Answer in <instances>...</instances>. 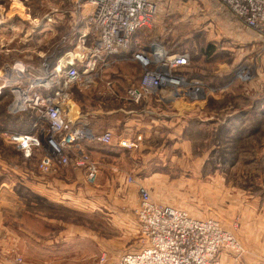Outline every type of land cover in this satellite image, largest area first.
Wrapping results in <instances>:
<instances>
[{
	"label": "rangeland",
	"instance_id": "374dc122",
	"mask_svg": "<svg viewBox=\"0 0 264 264\" xmlns=\"http://www.w3.org/2000/svg\"><path fill=\"white\" fill-rule=\"evenodd\" d=\"M152 1L156 6L154 19L135 35L163 41L171 51L186 52L189 65L185 71L204 83L203 92H209V99L194 100L198 102L191 110L180 112L179 122L174 119L175 127L166 124L162 135L149 138L154 142L126 155L121 190L128 193L130 187L137 186L138 193L143 187L157 205L181 209L195 219L216 221L239 247L237 253L223 250L221 264H264V38L242 25L237 36L230 34L223 24L227 13L216 0ZM69 8L73 9L71 0ZM32 58L36 62V57L29 54L0 60L5 65L18 61L33 67L29 64ZM39 62L33 64L39 67ZM241 69L247 74L245 80L237 77ZM131 74L136 78L138 71ZM184 76L194 82L187 79L186 73ZM182 98L185 96L169 102ZM16 117L4 115L0 128L30 130L32 116ZM43 129V124L38 127V131ZM34 155L25 159L14 145L0 137V162L6 167L12 163L20 166L14 172L6 168L5 178L14 181L18 197L5 194L4 222L14 234L22 236L30 232L28 213L33 207L28 200L27 175L37 164ZM103 188L109 190L104 185L99 190ZM137 236L141 247L138 229ZM29 252L27 240L21 237L14 250L5 248L0 254L12 264H16V257L30 264ZM122 255L111 261L107 253L101 252L96 263L84 264H102L101 256L106 257L103 264H118Z\"/></svg>",
	"mask_w": 264,
	"mask_h": 264
},
{
	"label": "crops",
	"instance_id": "0c3cea01",
	"mask_svg": "<svg viewBox=\"0 0 264 264\" xmlns=\"http://www.w3.org/2000/svg\"><path fill=\"white\" fill-rule=\"evenodd\" d=\"M77 1L71 0L73 9L70 11V0H0V57L29 54L36 57V62L40 61L39 67L34 65L33 58L29 64L39 69L44 63L53 67L61 58L79 52L78 38L81 36H86L87 45H91L95 40L88 22L92 9L84 0L77 7ZM224 12L227 14L223 24L231 30L230 34L237 36L241 24L227 10ZM152 43L169 50L163 41L139 39L136 35L132 50L142 48L148 52ZM203 54H207L206 51ZM128 58L129 55L109 58L111 65L94 87L82 93L74 90L79 107L75 126L86 130L81 147L97 166V183L88 184L84 170L73 165L49 174H41L34 165L33 172L27 175L28 200L33 208L28 213L30 232H25L24 236L14 234L4 222L5 194L18 197L14 181L5 178L6 168L14 172L20 166L12 163L6 167V163L0 162L1 253L9 247L14 250L21 237L27 240L30 248V264L96 263L101 252L107 253L112 261L141 248L133 214L138 203L137 186L130 187L128 193L120 186L126 155L131 156L154 142L149 138L162 135L166 124L175 127L174 119L179 122L180 112L191 110L194 102L208 100L209 92L204 93V83L186 71L187 79H193L194 85L202 90L198 101L185 97L169 102L171 100H161L152 92L135 104L127 100L126 91L138 84L141 69ZM4 62L0 60V66L5 65ZM136 71L135 78L131 73ZM107 82L111 83L110 88ZM0 104H4L1 98ZM105 132L112 135L108 145L98 141ZM136 137H140L136 148L126 150L118 146L120 139L135 141ZM101 185L108 186L109 190H99ZM54 202L59 206L53 207ZM3 256L0 254V264H12ZM219 258L222 262L223 253Z\"/></svg>",
	"mask_w": 264,
	"mask_h": 264
},
{
	"label": "built area",
	"instance_id": "2783aa9c",
	"mask_svg": "<svg viewBox=\"0 0 264 264\" xmlns=\"http://www.w3.org/2000/svg\"><path fill=\"white\" fill-rule=\"evenodd\" d=\"M81 1H87L92 9L88 22L95 40L91 45H87L86 36L79 37V52L70 54V59L69 55L61 58L52 69L46 63L36 69L18 61L0 67V97L7 100V114L34 119L25 132L0 128V137L27 160L37 153L34 157L40 173L73 165L83 169L86 182L94 185L98 169L81 147L87 135L85 129L75 126L79 107L72 97L73 89L81 92L94 87L111 65L109 58L129 55L128 59L141 69L138 84L126 91L127 100L135 104L152 92L161 100L181 96L197 100L202 90L184 76L189 65L186 52L170 51L158 43L150 44L148 52L132 50L135 34L154 19L152 0H78L77 7ZM216 1L243 27L264 38V0ZM59 66L60 71H56ZM237 77L245 80L247 74L241 69ZM106 86L110 88L111 83ZM42 124L44 129L38 131ZM139 140L120 139L118 146L131 150ZM98 141L110 144L111 133L105 132ZM138 194L133 214L142 245L136 252L123 254L118 264H221L223 250L238 252L233 237L216 221L195 219L181 209L157 205L143 187L138 188ZM99 261L106 263V257ZM14 262L24 264L19 257Z\"/></svg>",
	"mask_w": 264,
	"mask_h": 264
},
{
	"label": "trees",
	"instance_id": "16d2710c",
	"mask_svg": "<svg viewBox=\"0 0 264 264\" xmlns=\"http://www.w3.org/2000/svg\"><path fill=\"white\" fill-rule=\"evenodd\" d=\"M5 106H6V104H3V106H2V108H3V113L1 112L0 113V120L2 121L3 120V118H4V115L6 116V117H12V116H10V115H8L7 114V112H6V109H5ZM16 120V119H15ZM17 121V120H16ZM1 126V125H0ZM2 127V126H1ZM19 152V151H18ZM20 153V152H19ZM21 154V153H20ZM22 155V154H21Z\"/></svg>",
	"mask_w": 264,
	"mask_h": 264
},
{
	"label": "bare ground",
	"instance_id": "6f19581e",
	"mask_svg": "<svg viewBox=\"0 0 264 264\" xmlns=\"http://www.w3.org/2000/svg\"><path fill=\"white\" fill-rule=\"evenodd\" d=\"M68 55H69V54H68ZM69 57H71V56L69 55ZM59 69H60V66L57 68L56 71H59ZM20 80L22 81V80H27V79H26V78H21Z\"/></svg>",
	"mask_w": 264,
	"mask_h": 264
}]
</instances>
